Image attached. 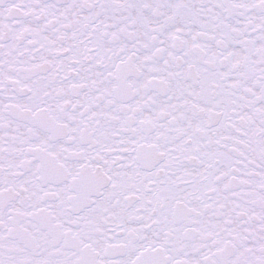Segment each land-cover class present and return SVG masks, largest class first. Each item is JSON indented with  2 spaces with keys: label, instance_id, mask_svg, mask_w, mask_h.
<instances>
[{
  "label": "snow or ice",
  "instance_id": "obj_1",
  "mask_svg": "<svg viewBox=\"0 0 264 264\" xmlns=\"http://www.w3.org/2000/svg\"><path fill=\"white\" fill-rule=\"evenodd\" d=\"M0 264H264V0H0Z\"/></svg>",
  "mask_w": 264,
  "mask_h": 264
}]
</instances>
